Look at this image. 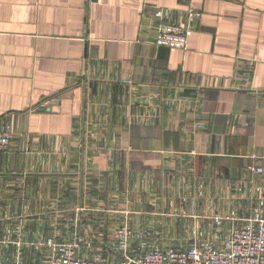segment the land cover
I'll list each match as a JSON object with an SVG mask.
<instances>
[{"label":"crops","instance_id":"0c3cea01","mask_svg":"<svg viewBox=\"0 0 264 264\" xmlns=\"http://www.w3.org/2000/svg\"><path fill=\"white\" fill-rule=\"evenodd\" d=\"M2 127L0 264L218 246L264 220V0H0Z\"/></svg>","mask_w":264,"mask_h":264},{"label":"built area","instance_id":"2783aa9c","mask_svg":"<svg viewBox=\"0 0 264 264\" xmlns=\"http://www.w3.org/2000/svg\"><path fill=\"white\" fill-rule=\"evenodd\" d=\"M156 16L164 18L161 10H156ZM201 14L188 9L180 15L178 21L161 24L156 32L154 44L158 47H168L185 50L188 37L193 30V24ZM11 143V132L8 127L0 128V152L6 151ZM233 222L231 217H215V223ZM229 233L218 246L192 245L185 249H151L141 255H129L126 252L130 232L127 226L115 231V238L121 240L124 254L115 264H264V220L253 218L244 223H232ZM89 247V244H86ZM58 251H53L46 264H106L99 260L79 257L75 245H66ZM14 264H22L20 261Z\"/></svg>","mask_w":264,"mask_h":264},{"label":"rangeland","instance_id":"374dc122","mask_svg":"<svg viewBox=\"0 0 264 264\" xmlns=\"http://www.w3.org/2000/svg\"><path fill=\"white\" fill-rule=\"evenodd\" d=\"M220 218H226V216L225 217H220ZM125 219H127V217H125ZM126 226H127V228H128V230H129V232H130V229H129V226H128V224H127V222L126 223H124ZM124 224H122L120 227H122V226H124ZM119 227V228H120ZM118 228V229H119ZM118 229H116L115 231H117ZM115 231H114V235H115ZM115 237V236H114ZM129 237H130V235H129ZM129 237H128V239H129ZM118 240V239H117ZM120 242H121V244L123 243L121 240H119Z\"/></svg>","mask_w":264,"mask_h":264}]
</instances>
